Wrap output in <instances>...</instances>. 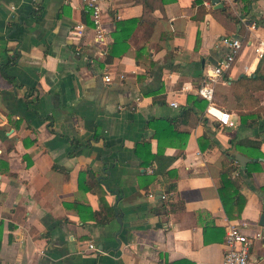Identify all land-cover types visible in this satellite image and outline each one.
<instances>
[{"label":"crops","instance_id":"obj_1","mask_svg":"<svg viewBox=\"0 0 264 264\" xmlns=\"http://www.w3.org/2000/svg\"><path fill=\"white\" fill-rule=\"evenodd\" d=\"M100 18L95 40L80 0H0V264H220L227 222L264 264V0H101ZM227 34L213 104L235 127L195 92Z\"/></svg>","mask_w":264,"mask_h":264},{"label":"built area","instance_id":"obj_2","mask_svg":"<svg viewBox=\"0 0 264 264\" xmlns=\"http://www.w3.org/2000/svg\"><path fill=\"white\" fill-rule=\"evenodd\" d=\"M221 2L225 0H219ZM83 8L88 11L89 16L93 22L95 30L94 39L100 40L102 38V27L100 18V2L101 0H80ZM224 46V51L218 56L215 62L208 65L198 83L195 87V92L207 102L205 112L214 116V118L225 126H234L233 119L229 112L222 108H217L213 104L214 84L218 77L224 71L230 69L236 61V56L241 49V39L234 37V35H222L219 39ZM264 48V40H258L254 46L256 55L261 56ZM105 80H109L107 75H104ZM171 105H176L175 102H170ZM148 195H152L151 192ZM163 197V194H160ZM258 235V233H257ZM223 243L225 249L222 254L220 264H253L254 261L250 256L249 244L250 238L245 235L239 225L233 222H227L225 226ZM88 247L96 249L93 243H88Z\"/></svg>","mask_w":264,"mask_h":264},{"label":"trees","instance_id":"obj_3","mask_svg":"<svg viewBox=\"0 0 264 264\" xmlns=\"http://www.w3.org/2000/svg\"><path fill=\"white\" fill-rule=\"evenodd\" d=\"M223 10V8L221 9ZM117 39L115 38L114 42ZM256 78H259L261 84V88L264 87V75H257ZM263 80V81H262ZM220 184L217 187L218 189V195L220 198V201L222 203L223 209L225 213L228 216H235L233 212L236 210V215L239 214V211L241 210L242 204H243V196L239 195L233 184L231 183L230 179L227 177V173L223 170L219 174ZM169 189H174V183L169 184ZM234 206L236 208H234Z\"/></svg>","mask_w":264,"mask_h":264},{"label":"water","instance_id":"obj_4","mask_svg":"<svg viewBox=\"0 0 264 264\" xmlns=\"http://www.w3.org/2000/svg\"><path fill=\"white\" fill-rule=\"evenodd\" d=\"M211 4H213L214 7H221L222 2L219 0H210ZM237 160L242 163L241 155L238 156ZM156 193L159 195L161 192L160 190H156ZM117 220H119V217H117ZM259 223L264 225V212H261L259 215Z\"/></svg>","mask_w":264,"mask_h":264}]
</instances>
